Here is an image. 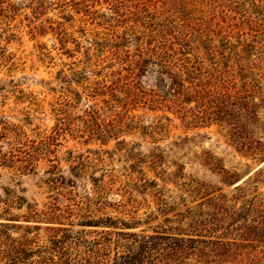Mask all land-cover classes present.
<instances>
[{"label": "rangeland", "instance_id": "obj_1", "mask_svg": "<svg viewBox=\"0 0 264 264\" xmlns=\"http://www.w3.org/2000/svg\"><path fill=\"white\" fill-rule=\"evenodd\" d=\"M247 7L231 0H0V264L16 261L24 246L39 248L37 226L89 240L153 235L166 218L208 199L245 205L247 198H233L236 187L264 167V21L246 16ZM164 36L177 37L190 57L177 81L160 77L140 52ZM202 187L206 197L190 195ZM7 199L13 203L4 213ZM53 208L67 218L54 225L27 219ZM91 217L111 218L116 228L83 226ZM250 240L264 258V238ZM28 261L42 258L34 253Z\"/></svg>", "mask_w": 264, "mask_h": 264}, {"label": "trees", "instance_id": "obj_2", "mask_svg": "<svg viewBox=\"0 0 264 264\" xmlns=\"http://www.w3.org/2000/svg\"><path fill=\"white\" fill-rule=\"evenodd\" d=\"M231 1L236 4L242 3V5L247 2L248 10L245 15L249 17L251 12L258 18L257 22L261 19L264 21V0ZM250 21L254 22L253 19ZM175 40L177 37L174 41H168L166 36L156 37L151 40L148 50L144 51L141 46L140 52L144 56V61L151 60L159 67L157 74L160 77L168 76L177 81L186 74V61L183 58L189 59L190 57L188 55L183 57V45L175 43ZM207 40V42L212 41L208 37ZM207 42L203 41L204 44ZM186 46L190 47V45ZM215 48L211 47L210 53L215 51ZM207 50L208 48H203V58L208 56ZM196 56L201 57L199 53ZM259 185L264 186V167L258 169L242 184L237 185L236 190L239 194L234 195L233 198L236 201L241 197L248 199L242 208L232 207L230 205L232 199L228 201L218 198L217 202L215 198L208 199L199 207L187 208L185 212L177 213L175 219L166 218L160 224L162 226L157 228L162 231H155L153 235L120 232L113 236L110 233H100L89 240L84 236L85 234L74 235L67 228L37 226L36 229L40 235H42L40 232H44V236L36 238L42 244L37 250L24 246L22 255L9 264H32L29 263L28 257L34 253H38L42 258L38 264H220L224 262L227 264H262L264 258L252 253L255 246L250 240V238L254 241L264 238V192L260 191ZM191 194L206 197L208 189L202 187ZM2 203L5 206L2 208L4 213H9L10 204L13 203L11 199ZM164 212L161 210L162 214ZM149 216H151L150 219L153 217V215ZM44 217L53 221L45 222L47 225L56 224L54 220L67 218L66 212L57 208L49 214L34 211L27 219ZM239 219L243 220L241 227L232 229L228 227ZM120 222L123 229H132L129 223ZM173 223L177 226L172 227ZM96 224L115 227L117 222L107 218L105 223L92 217L83 221V226L94 227ZM3 227H5L4 224L0 223V243L3 240L1 236L5 234ZM29 234L30 232L25 234L26 243L31 241L28 238ZM237 237L242 241H238Z\"/></svg>", "mask_w": 264, "mask_h": 264}]
</instances>
